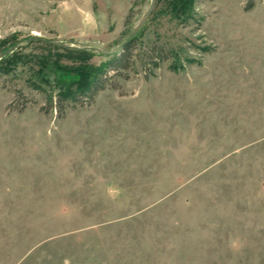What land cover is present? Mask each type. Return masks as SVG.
Instances as JSON below:
<instances>
[{
  "label": "rangeland",
  "instance_id": "rangeland-1",
  "mask_svg": "<svg viewBox=\"0 0 264 264\" xmlns=\"http://www.w3.org/2000/svg\"><path fill=\"white\" fill-rule=\"evenodd\" d=\"M151 3L0 0V264H264V0H157L88 105L28 86L77 78L31 39L99 67Z\"/></svg>",
  "mask_w": 264,
  "mask_h": 264
},
{
  "label": "trees",
  "instance_id": "trees-1",
  "mask_svg": "<svg viewBox=\"0 0 264 264\" xmlns=\"http://www.w3.org/2000/svg\"><path fill=\"white\" fill-rule=\"evenodd\" d=\"M188 1L191 2L192 0ZM254 6V0H247L245 10L250 11ZM137 39L138 37L134 36L127 40L119 54H115L99 67L91 64L95 54L87 48H69L61 44L48 43L42 38L31 39L29 43L37 42L42 45L43 54L39 58L43 61L46 68L61 69L59 65L64 60L75 66V69L69 73L73 74L76 72L77 78L60 85L57 92L49 91L45 85L33 80L28 81V86L45 95L47 103L43 110L47 113L51 111L62 113L68 103H80L81 106L88 105L94 100L99 91L104 90L110 71L117 73L119 70L129 68L132 50L135 48ZM10 44L11 41L8 38L0 40V56L8 50L7 47ZM20 50L21 47L0 58V77L8 76L23 59L29 58L28 55H20ZM153 62L154 67L158 68V61Z\"/></svg>",
  "mask_w": 264,
  "mask_h": 264
},
{
  "label": "water",
  "instance_id": "water-1",
  "mask_svg": "<svg viewBox=\"0 0 264 264\" xmlns=\"http://www.w3.org/2000/svg\"><path fill=\"white\" fill-rule=\"evenodd\" d=\"M157 0H152V3L148 9V11L146 12L145 15H143L141 21L139 22V24L136 26V28L134 29V31H132V34L130 35V38L136 36V34L140 31V29L144 26V24L148 21L149 17L151 16L155 6H156ZM52 44H61V42H50ZM65 47H69V48H76L75 46L72 45H64ZM17 48H19V45L16 44L12 47H10L9 50H7L5 53H3L0 58L4 57L7 54L12 53L13 51H15Z\"/></svg>",
  "mask_w": 264,
  "mask_h": 264
},
{
  "label": "bare ground",
  "instance_id": "bare-ground-1",
  "mask_svg": "<svg viewBox=\"0 0 264 264\" xmlns=\"http://www.w3.org/2000/svg\"><path fill=\"white\" fill-rule=\"evenodd\" d=\"M38 35V33H36Z\"/></svg>",
  "mask_w": 264,
  "mask_h": 264
}]
</instances>
